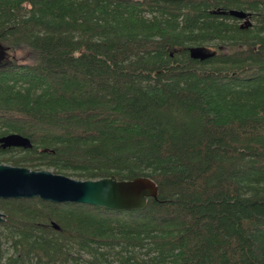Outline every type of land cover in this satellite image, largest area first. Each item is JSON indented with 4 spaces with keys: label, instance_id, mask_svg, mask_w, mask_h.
<instances>
[{
    "label": "trees",
    "instance_id": "obj_1",
    "mask_svg": "<svg viewBox=\"0 0 264 264\" xmlns=\"http://www.w3.org/2000/svg\"><path fill=\"white\" fill-rule=\"evenodd\" d=\"M0 41V135L32 142L0 163L159 187L0 197V264H264V0H0Z\"/></svg>",
    "mask_w": 264,
    "mask_h": 264
},
{
    "label": "water",
    "instance_id": "obj_2",
    "mask_svg": "<svg viewBox=\"0 0 264 264\" xmlns=\"http://www.w3.org/2000/svg\"><path fill=\"white\" fill-rule=\"evenodd\" d=\"M238 18L247 16L242 9L228 10ZM8 46L0 41V64L7 57ZM192 58L206 59L217 50L207 45L188 46ZM0 146L32 147L29 137L9 132L0 135ZM158 184L148 176H136L131 179H119L116 175L100 178H75L47 168L33 169L27 166L0 163V197L39 196L56 202L75 201L102 206L107 209L123 211L143 209L148 198H158ZM4 213L0 210V221ZM55 228L59 225L52 221Z\"/></svg>",
    "mask_w": 264,
    "mask_h": 264
},
{
    "label": "rangeland",
    "instance_id": "obj_3",
    "mask_svg": "<svg viewBox=\"0 0 264 264\" xmlns=\"http://www.w3.org/2000/svg\"><path fill=\"white\" fill-rule=\"evenodd\" d=\"M221 48H224L223 46ZM15 58L19 60H28L31 57V52L26 48H20L14 52ZM86 256V254H83Z\"/></svg>",
    "mask_w": 264,
    "mask_h": 264
},
{
    "label": "flooded vegetation",
    "instance_id": "obj_4",
    "mask_svg": "<svg viewBox=\"0 0 264 264\" xmlns=\"http://www.w3.org/2000/svg\"><path fill=\"white\" fill-rule=\"evenodd\" d=\"M241 20V24L243 25H249L250 24V20L249 18L246 17H243V18H239Z\"/></svg>",
    "mask_w": 264,
    "mask_h": 264
}]
</instances>
